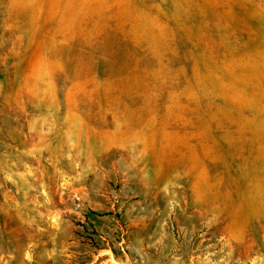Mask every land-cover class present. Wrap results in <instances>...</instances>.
<instances>
[{
  "label": "rangeland",
  "instance_id": "1",
  "mask_svg": "<svg viewBox=\"0 0 264 264\" xmlns=\"http://www.w3.org/2000/svg\"><path fill=\"white\" fill-rule=\"evenodd\" d=\"M0 264H264V0H0Z\"/></svg>",
  "mask_w": 264,
  "mask_h": 264
}]
</instances>
